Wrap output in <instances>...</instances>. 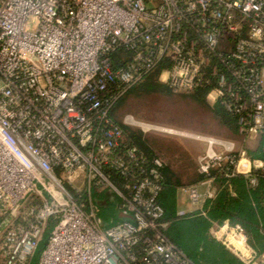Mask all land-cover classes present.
I'll list each match as a JSON object with an SVG mask.
<instances>
[{"label": "built area", "instance_id": "built-area-1", "mask_svg": "<svg viewBox=\"0 0 264 264\" xmlns=\"http://www.w3.org/2000/svg\"><path fill=\"white\" fill-rule=\"evenodd\" d=\"M154 73L173 93L206 89L244 139L261 137L264 0H0V264H31L50 220L36 264H195L165 232L162 159L149 164L110 113ZM197 138L205 178L180 188L193 210L203 214L213 195L211 169L248 186L256 170L264 177V159ZM77 171L82 195L65 186ZM93 191L118 199L120 221L106 225ZM209 232L246 264H264L239 223Z\"/></svg>", "mask_w": 264, "mask_h": 264}, {"label": "trees", "instance_id": "trees-1", "mask_svg": "<svg viewBox=\"0 0 264 264\" xmlns=\"http://www.w3.org/2000/svg\"><path fill=\"white\" fill-rule=\"evenodd\" d=\"M156 74L148 75L143 81L129 87L119 95L110 107L111 116L115 122L120 124L124 131V141L128 145L135 146L151 164L154 157L159 154L166 158L159 170L160 191L157 197L159 204L164 209L163 219L167 222L166 234L195 264H246L234 251L227 248L216 240L209 232L213 223H239L246 234L247 245L256 255L264 252V177L259 171H255L258 181L255 186H248L246 178L239 173L225 175L228 171L220 168L210 170L212 179V197L206 199L202 205L203 214L200 210L177 214V190L194 185L202 181L205 176L199 173L193 164L190 155L183 151L176 157L168 153L163 145L156 144L152 138H145L140 131H133L119 123L114 116V110L124 97L130 92H150L157 89L155 83L146 81L152 79ZM167 92L171 90L162 86ZM206 89H198L188 93L196 103L205 105L213 117L222 125H228L232 134H237L235 117L228 114L218 101H211L212 105L206 103ZM264 134L259 141V147L250 151L251 158L264 159ZM182 155V156H181ZM191 159V161L189 160ZM113 181H119L118 176L113 174ZM98 202V215L106 225L114 224L122 218L118 212V199L108 197L105 192L93 191L92 198ZM53 224L50 220L45 228L43 238L31 264H36L37 257L43 247L45 238Z\"/></svg>", "mask_w": 264, "mask_h": 264}, {"label": "rangeland", "instance_id": "rangeland-1", "mask_svg": "<svg viewBox=\"0 0 264 264\" xmlns=\"http://www.w3.org/2000/svg\"><path fill=\"white\" fill-rule=\"evenodd\" d=\"M146 82L155 83L157 89L146 93H128L114 110V116L119 123L135 132H142L149 140L153 138L155 145H163L164 149L168 150L166 154L170 153L175 157L186 151L185 142L194 144L192 149L196 155L188 154L196 169L197 156L202 155L205 149V146L204 149L201 146L204 142L198 139V136H212L233 142L235 150L240 149L242 137L232 134L228 125L220 124L205 105L196 103L188 94L165 91L162 87L164 84L157 80V76ZM206 103L212 105L208 99ZM251 139L253 138L248 141L252 145ZM158 157L162 161L166 160L160 154ZM84 175L83 172L77 171L65 180V186L72 195H82L87 189L88 182ZM93 199L96 200L95 197ZM193 206L188 200L187 207Z\"/></svg>", "mask_w": 264, "mask_h": 264}, {"label": "crops", "instance_id": "crops-1", "mask_svg": "<svg viewBox=\"0 0 264 264\" xmlns=\"http://www.w3.org/2000/svg\"><path fill=\"white\" fill-rule=\"evenodd\" d=\"M253 139H251V141L253 140V144L251 145L250 144V141H248L250 138L248 139H244L242 137V144L240 146V149H245L247 153H250V151H255L258 147H259V141L261 139V137H251ZM248 141V142H247ZM194 144L192 143H187L185 142L184 143V146H185V150L187 153H192L190 155H196V153L193 151L192 147H193ZM201 146L202 148L204 149V144L201 143ZM195 147V145H194ZM176 198H177V211L179 210H183V211H186V212H190V211H193V207L190 208V207H187L188 206V197L187 195L182 192L180 189L177 190V194H176Z\"/></svg>", "mask_w": 264, "mask_h": 264}, {"label": "bare ground", "instance_id": "bare-ground-1", "mask_svg": "<svg viewBox=\"0 0 264 264\" xmlns=\"http://www.w3.org/2000/svg\"><path fill=\"white\" fill-rule=\"evenodd\" d=\"M231 242H232V244H234L235 246L240 247V243H239L237 240L232 239Z\"/></svg>", "mask_w": 264, "mask_h": 264}]
</instances>
